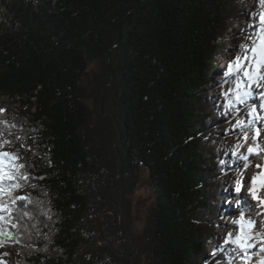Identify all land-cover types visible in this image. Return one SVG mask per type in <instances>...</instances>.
Wrapping results in <instances>:
<instances>
[{"label":"trees","instance_id":"trees-1","mask_svg":"<svg viewBox=\"0 0 264 264\" xmlns=\"http://www.w3.org/2000/svg\"><path fill=\"white\" fill-rule=\"evenodd\" d=\"M254 11L250 0H44L39 12L21 0L10 6L0 21V98L13 100L34 131L26 151L10 149L0 172L10 195L0 202L12 206L15 166L21 155L32 157L28 179L49 188L60 215L54 241L68 257L45 264H90L86 252L107 253L114 264H199L212 236L236 227L226 228L223 216L225 194L240 183L232 156L201 143L216 126L218 140L228 137L221 123L231 114L224 109L212 126L202 114L209 102L218 106L209 83L227 44L217 36L240 12L251 21ZM142 166L153 199L135 233L131 196ZM82 229L99 235L83 240ZM18 246L4 247L18 258ZM27 259L40 264L42 256Z\"/></svg>","mask_w":264,"mask_h":264},{"label":"clouds","instance_id":"clouds-1","mask_svg":"<svg viewBox=\"0 0 264 264\" xmlns=\"http://www.w3.org/2000/svg\"><path fill=\"white\" fill-rule=\"evenodd\" d=\"M51 2L54 5L57 0H51ZM242 2L243 0H237V3ZM14 3L15 0H0V21L6 23L5 17L9 16L10 6ZM21 3L25 7L31 5L33 12H39L44 0H21ZM250 6H256V11L252 15H259L261 19L257 30L262 44L259 58L249 71L242 65L241 56L238 53L231 67L229 65L227 72H224L219 79H215L210 89L214 93L215 89H224L227 85V91L223 92L224 103L216 106L209 102L202 114L203 122L212 126L216 119L226 115L224 109L230 112L231 119L228 126L239 131L218 140L213 135V132L219 131V126H216L213 132L201 136V143L208 142L216 149L235 157L241 164V167L236 170L238 178H242L246 174L244 170L254 163L249 159L250 155L257 160H264V135L260 136L259 142L257 141V136L264 133V111L257 112V108L264 110V73L260 71L261 66H264V0H250ZM225 39L226 37L217 36L216 43H221ZM241 47L247 48L248 45L242 43ZM251 51L256 52L257 49L253 47ZM216 60H219L221 65L227 63V59L223 57H217ZM236 73H242L244 79ZM224 76L231 78L225 81ZM238 105L240 107H237ZM6 108V104L0 106V147L7 144L14 154H21V149L27 150L28 134L34 130L26 117L20 116L15 110L5 111ZM255 122L259 123V128ZM32 139L35 143V136ZM33 155H39V153L33 149ZM21 159L23 162L15 166L16 182L9 185V188L17 193L13 198L12 206L5 207L0 202V209L3 210V214H0V247H4L9 242L19 245L16 248L18 258H14L12 264H32L27 258L37 255L42 256L40 264H45L46 258L52 257H63L67 260L66 249L54 241L55 235L60 230L53 225L59 222L60 215L50 199V190L43 184L29 181V170L35 171L31 162L32 157L24 159L21 155ZM44 160L51 167V161L47 160L46 155ZM225 163L223 159L218 161V165ZM4 175L6 176L7 173ZM238 186L241 187L236 183L235 188ZM20 192L23 193V197L19 196ZM6 194L10 195L5 188L0 187V197ZM15 199H21L22 203L17 205ZM234 207L238 215L231 217L229 222L236 227L228 230L227 235L223 236V246L221 242H217L216 247H211L210 244V255L207 259H203V256L199 257V264H264V218H260V213L253 212L251 207H242L239 196L234 200ZM9 224L14 231L8 230ZM80 235L83 240H91L99 234L82 229ZM122 242L116 241L117 244ZM95 243L97 247H102L104 244L99 239ZM83 260L90 264H114L113 257L107 253L100 258V256L94 257L91 252H86Z\"/></svg>","mask_w":264,"mask_h":264},{"label":"rangeland","instance_id":"rangeland-1","mask_svg":"<svg viewBox=\"0 0 264 264\" xmlns=\"http://www.w3.org/2000/svg\"><path fill=\"white\" fill-rule=\"evenodd\" d=\"M239 14V13H238ZM249 17H244L241 12L239 14L238 20L234 21L231 24V27L226 30L224 36L226 37V47L223 48L220 51V54L217 57H222V55L225 54V58L227 60H235L237 54L239 53L241 56V63L246 61L249 58V53L251 49L255 46H257L258 41L260 39V36L257 34V30L259 28V25L261 23L260 21V16L257 15L255 18H253L251 21L248 19ZM240 22L241 29H234L237 23ZM245 41L246 45L250 46L246 50H242V47L240 45L241 41ZM224 58V57H223ZM217 62V68L214 70V73L212 75V79L209 83V86L211 88L212 84L215 82V79H219L221 75L225 72V68L221 65L219 60H216ZM94 67L93 63H89L88 65V71L91 75V70ZM236 75H241L240 73H237ZM231 77H223V79L229 80ZM227 91V85H225L224 89L217 88L214 90V98L216 103L219 105L224 103V96L223 92ZM86 102L90 107H92V101L90 99H87ZM7 105V108L4 109L5 111L8 110H14L15 108V102L11 100L10 98L3 96L0 98V106ZM237 107H240L239 105ZM260 109L257 108V112L259 113ZM231 119V117H230ZM229 120L223 121L221 124H229ZM257 123V127L259 128V123ZM239 129L236 128H231L224 133L225 136H231L234 135L236 132H238ZM262 133H260L258 136H260ZM257 136V137H258ZM1 150L3 151H10L8 147H0ZM232 165L230 167V170L236 171L238 168L241 167V164L237 162L235 157H232ZM252 165V164H251ZM251 165L249 166L248 169L244 170L245 175L240 178V185H241V190L239 193L233 190H228V194H225L224 197V206L225 210L223 212V216L225 217V226L228 228L230 227H235L236 225L231 224L230 218L235 217L238 215V211L234 207V200L239 196L240 198H243L245 196V186H246V176L249 172V169L251 168ZM147 177H148V172L147 170L142 166L140 169V178L139 182L137 184V187L134 191V193L131 196L132 200V230L135 233H140L142 231V228L145 223L146 215L149 206L151 205L152 199H153V190L152 188L148 185L147 183ZM246 205H243L242 207H245ZM247 215V214H246ZM222 225L220 224L218 226V229L221 228ZM223 236H226V229L218 231L217 234L212 236V238L209 241V244L211 242H221L222 245V238ZM207 253H210L209 248H207ZM15 252L14 250L8 249L7 247H1L0 248V256L4 258V264H12V261L14 259Z\"/></svg>","mask_w":264,"mask_h":264},{"label":"bare ground","instance_id":"bare-ground-1","mask_svg":"<svg viewBox=\"0 0 264 264\" xmlns=\"http://www.w3.org/2000/svg\"><path fill=\"white\" fill-rule=\"evenodd\" d=\"M261 21V19H260ZM261 38L258 41L257 46L255 48L257 49L256 52L250 51L249 58L242 63L244 67H247L249 71L252 70V67L255 64V61L259 58L260 51H261ZM229 63L223 64V68L229 67ZM261 73H264V66H261L260 68ZM227 72V71H225ZM237 74V73H236ZM241 78L244 79L243 74L240 73ZM229 77V76H225ZM264 111V110H261ZM264 135L262 133L260 136ZM260 136L257 137V141L259 142ZM11 152L10 151H3L0 149V171L4 169L6 166L8 158H10ZM250 160H253L254 163L251 165V168L249 169V172L246 176V186H245V196L241 198V206L246 205L247 207H251L253 209V212H259L260 218H264V205H261L259 200H254L249 192V189L252 188V178L256 177V194L260 199H264V160H257L254 156H249ZM3 210L0 209V213H2ZM247 214V213H246ZM0 264H4V258L0 256Z\"/></svg>","mask_w":264,"mask_h":264},{"label":"snow or ice","instance_id":"snow-or-ice-1","mask_svg":"<svg viewBox=\"0 0 264 264\" xmlns=\"http://www.w3.org/2000/svg\"><path fill=\"white\" fill-rule=\"evenodd\" d=\"M230 67H231V65H230ZM252 184H253L252 188L249 189V192H250L252 198H253L254 200H259L260 204H261V205H264V199H260V198L257 196V194H256V177H255V176L252 178ZM238 185H239V183H238ZM240 190H241V187H239V186L235 188V191H236L237 193H239ZM229 235H230V234H229Z\"/></svg>","mask_w":264,"mask_h":264}]
</instances>
